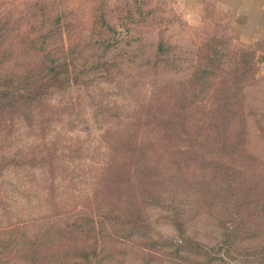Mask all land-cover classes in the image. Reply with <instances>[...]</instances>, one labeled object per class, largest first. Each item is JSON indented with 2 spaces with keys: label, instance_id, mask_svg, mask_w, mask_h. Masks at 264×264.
Returning <instances> with one entry per match:
<instances>
[{
  "label": "trees",
  "instance_id": "trees-1",
  "mask_svg": "<svg viewBox=\"0 0 264 264\" xmlns=\"http://www.w3.org/2000/svg\"><path fill=\"white\" fill-rule=\"evenodd\" d=\"M45 23L48 28L28 41L32 47L25 53L29 59L24 68L12 71L21 76L17 84H12L11 73H0V98L20 93L19 86L31 96L45 97L103 66L97 61L75 71L74 58L56 36L59 17L51 25ZM3 25L0 22V42L7 31ZM102 25L108 28L104 20ZM216 38L203 44L212 45L204 47L207 55L200 56L210 65L195 67L186 81L154 86L140 105L146 106L144 113L123 120L99 112L101 124H119L98 127L106 149L101 162L97 158L84 164L77 157L70 161L66 157L72 151L64 155L63 148L59 157L44 161V199L52 206L40 216L45 224L44 264H123L124 242L156 243L151 240L150 210L155 220L164 217L178 233L177 248L169 254L183 252L187 243L198 248L184 234L187 221L182 217L191 211L196 212L194 217L206 214L219 229L215 247L205 245L197 252L204 264H231L226 259L235 254L264 264V158L247 148L242 95L254 81V65L248 64L246 50H235L230 52L234 62L228 73L220 76L222 68L214 60L225 53L217 48L221 44ZM22 53L16 51L14 57ZM2 63L8 67L6 61ZM164 108L169 111L163 112ZM97 144L101 147L98 140ZM57 150L54 141L46 148L52 157ZM60 218L71 221L56 220ZM253 239L262 244L239 247ZM35 245L25 253L35 261L32 264L38 262L31 253Z\"/></svg>",
  "mask_w": 264,
  "mask_h": 264
},
{
  "label": "rangeland",
  "instance_id": "rangeland-1",
  "mask_svg": "<svg viewBox=\"0 0 264 264\" xmlns=\"http://www.w3.org/2000/svg\"><path fill=\"white\" fill-rule=\"evenodd\" d=\"M56 16L60 19L56 36L74 58V70L97 61L103 66L85 72L83 81L79 79L65 90L52 89L45 97L31 96L19 86L20 93L0 98V264H32L35 261H29L25 253L33 243L37 247L32 255L38 258L37 264H44L45 224L40 216L52 208L44 199V161L59 157L63 148L64 155L66 150L72 151L66 157L70 161L77 157L84 164L97 158L101 162L106 149L98 127L119 124H101L99 112L123 120L144 113L147 108L140 105L154 86L186 81L195 67L210 65L200 56L207 55L204 47L212 44H203L212 38H218L221 45L217 48L225 53L214 60L222 68L220 76L228 73L234 62L230 52L235 50H246L248 64L254 65V81L242 91L244 124L247 148L264 158V40L243 42L232 32L230 21L219 22L218 16H204L199 23L185 21L161 0H0V22L7 29L1 35L0 73H11L13 85L21 79L13 72L24 68L29 59L25 57L32 47L29 39L46 30L49 25L44 22L50 24ZM16 51L23 53L14 57ZM53 141L58 147L55 157L46 151ZM77 144L82 146L80 150L75 149ZM149 213L151 240L156 243L124 242L123 264H204L197 252L205 245L215 247L219 239V229L211 218L206 214L194 217L196 212L191 211L183 215L187 240L199 246L184 244L183 252L176 255L169 254L177 248L175 227L164 217L157 221L151 210ZM261 244L253 239L239 247L253 249ZM219 254L223 256L222 251ZM247 260L240 254L226 259L231 264H256Z\"/></svg>",
  "mask_w": 264,
  "mask_h": 264
},
{
  "label": "crops",
  "instance_id": "crops-1",
  "mask_svg": "<svg viewBox=\"0 0 264 264\" xmlns=\"http://www.w3.org/2000/svg\"><path fill=\"white\" fill-rule=\"evenodd\" d=\"M176 16L197 22L202 16L230 21L232 32L246 43L264 40V0H161Z\"/></svg>",
  "mask_w": 264,
  "mask_h": 264
}]
</instances>
